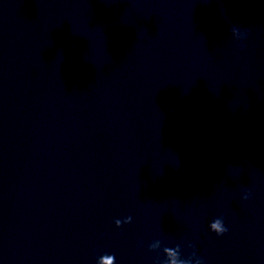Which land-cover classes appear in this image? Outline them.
<instances>
[{"label":"clouds","instance_id":"9594fccd","mask_svg":"<svg viewBox=\"0 0 264 264\" xmlns=\"http://www.w3.org/2000/svg\"><path fill=\"white\" fill-rule=\"evenodd\" d=\"M213 227H214L215 229H219L218 235H222V234H224V233H226V232L228 231V229H226V228H220L219 221H217V222L213 225ZM169 255H173V253L169 252ZM173 264H183V262H182V261H174Z\"/></svg>","mask_w":264,"mask_h":264}]
</instances>
